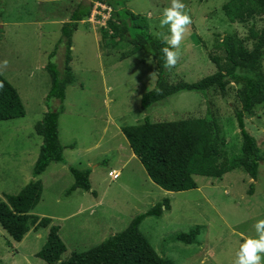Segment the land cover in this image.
Returning a JSON list of instances; mask_svg holds the SVG:
<instances>
[{
    "label": "rangeland",
    "instance_id": "1",
    "mask_svg": "<svg viewBox=\"0 0 264 264\" xmlns=\"http://www.w3.org/2000/svg\"><path fill=\"white\" fill-rule=\"evenodd\" d=\"M6 1L0 17V75L16 90L24 116L0 122V162L5 163L0 165V192L17 194L29 182L25 179L31 177L29 161L34 157V162L41 142L33 127L47 108L44 98L50 85L43 66L46 54L56 45L60 25L80 0ZM227 1L182 0L192 24L180 45L181 58L168 73L170 83H192L212 74L215 69L207 53L222 57L216 48L218 35L234 33L244 38L248 28H260L258 17L242 25L229 24L221 10ZM169 6L170 0H130L126 4L130 12L146 18L149 35L161 40L168 28H160V18ZM102 16L101 10L94 23L80 21L71 36L73 82L65 87L63 112L57 119L65 163L51 162L38 176L42 190L34 214L52 218V224L58 226L65 247L60 259L67 260L72 252H85L122 231L135 215L161 202L169 210L144 218L138 227L159 256L173 264H233L240 244L245 238H257L254 225L264 220V160L254 181L236 170L220 178L194 177L197 188L193 190L165 192L146 178L137 158L130 157L119 128L138 124L145 115L151 122H164L210 113L220 122L225 140L222 154L230 156L239 146L233 117V109L239 106L237 87L229 84L224 96L215 89L204 94L181 92L142 112L139 98L154 86V62L142 52L121 60L129 46H105L101 34L108 26L96 23ZM61 48L52 62L62 58ZM261 67L264 72V60ZM253 114L244 118V127L264 158V104L256 106ZM70 144L72 148H66ZM67 165L90 170V191L97 199L82 190L65 196L73 181ZM110 170L118 172V179L107 177ZM250 183L253 187L247 195ZM96 202H100L98 207ZM196 227L200 228L196 243L169 239L159 248L162 240ZM46 232L42 229L38 236L31 233L18 245L0 228V262L14 259L15 264H23L28 258L30 264H45L33 254L43 245Z\"/></svg>",
    "mask_w": 264,
    "mask_h": 264
},
{
    "label": "trees",
    "instance_id": "2",
    "mask_svg": "<svg viewBox=\"0 0 264 264\" xmlns=\"http://www.w3.org/2000/svg\"><path fill=\"white\" fill-rule=\"evenodd\" d=\"M93 1L110 10L106 21L108 27L101 34L103 44L109 49L129 46L121 60L142 52L154 62V86L139 98V109L142 112H148L153 105L181 92L204 94L207 90L215 89L224 96L229 84L237 87L239 106L233 109V117L239 135V146L237 152L230 156L222 154L225 140L220 122L210 113L199 118L164 122H151L145 115L140 123L119 128L148 179L161 190L170 193L196 189L194 177L220 178L236 170L244 172L254 181L258 165L264 158L255 138L246 131L244 118L254 116V108L264 104V72L261 67L264 60V0H228L222 5V14L229 24L242 25L258 17L261 26L259 29L248 28L244 38L234 33L218 35L220 42L216 48L222 57L207 53L214 72L192 83L183 80L175 83L168 81L170 70L165 69L161 52L167 45L163 40L149 35L145 17L128 10L126 4L130 0H80L70 12L68 20L60 25L56 45L48 53L44 65L50 86L44 98L46 111L33 127L41 143L30 169L32 178L38 177L51 162L65 163V147L58 139L57 119L63 112L65 87L73 82L69 67L71 36L77 30L79 22L87 20ZM6 5V0H0V17L4 14ZM247 42H250V48H246ZM60 46L62 58L57 63L52 62L51 59ZM0 84L3 85L0 88V122L23 117V105L16 90L1 75ZM67 148H72V145ZM67 170L73 181L66 189L65 196H69L75 189L95 196L90 191L89 169L78 170L67 165ZM252 187L250 183L247 195L251 194ZM41 190L40 181L34 179L17 194H3L2 199L0 198V228L16 243L22 240L31 227L34 231L48 228L43 245L33 255L45 264H173L171 260L159 256L138 229L144 218L158 217L163 211L169 210L161 202L135 215L125 229L107 237L97 246L81 253L72 252L67 260H61L65 247L58 236V228L49 225V218L31 213L39 201ZM199 230L196 227L186 233L168 237L160 242L159 248L164 247L169 239L194 244Z\"/></svg>",
    "mask_w": 264,
    "mask_h": 264
},
{
    "label": "clouds",
    "instance_id": "3",
    "mask_svg": "<svg viewBox=\"0 0 264 264\" xmlns=\"http://www.w3.org/2000/svg\"><path fill=\"white\" fill-rule=\"evenodd\" d=\"M191 24L192 19L182 0H170V6L163 9L160 18V28H168L167 35L161 34L163 42L167 45L161 49L165 69L171 70L179 62L181 58L180 45ZM7 64L8 61H3V66L6 67ZM154 75L155 73L152 74V76ZM2 87L3 85L0 84V88ZM254 227L257 238L244 239L235 254L233 264H264V220L257 221Z\"/></svg>",
    "mask_w": 264,
    "mask_h": 264
},
{
    "label": "crops",
    "instance_id": "4",
    "mask_svg": "<svg viewBox=\"0 0 264 264\" xmlns=\"http://www.w3.org/2000/svg\"><path fill=\"white\" fill-rule=\"evenodd\" d=\"M51 5H53V4H50V6ZM70 15V14H69ZM60 28V27H59ZM47 55L48 54H46V57H47ZM46 63V62H45ZM45 65V64H44ZM43 65V66H44ZM48 76V75H47ZM49 78V77H48ZM49 89V88H48ZM48 91V90H47ZM41 143V142H40ZM40 143L38 144V148H39V146H40ZM65 147V146H64ZM38 148H37V153H36V155L38 154ZM66 148H67V146H66ZM65 149V148H64ZM37 157V156H36ZM130 157L131 158H134V155L131 153L130 154ZM34 157H32V159H33ZM31 159V160H32ZM36 159V158H35ZM31 160L28 162L29 163V167L31 168L32 167V164L34 163V162H31ZM35 161V160H34ZM2 163V164H1ZM53 163H57V162H53ZM50 164V163H49ZM48 164V165H49ZM0 165H5V163H4V161H2V162H0ZM63 165V164H62ZM47 168V167H46ZM45 168V169H46ZM118 177H119V175H118ZM146 178H148L147 176H146ZM25 179H28L29 180V182L31 181V180H34V179H38V177H36V178H32V176L30 177V179L29 178H27V176L25 177ZM118 179V178H117ZM111 180V179H110ZM111 181H114V180H111ZM28 183V182H27ZM24 184H25V182H24ZM149 184H151V183H149ZM3 188V187H2ZM77 191H79V189H75L73 192H71L72 194H76V192ZM3 194H8L7 192H0V198H1V196L3 195ZM9 195H14V194H9ZM94 197V199H97V196H96V194H95V196H93ZM99 204H100V202H96L95 203V205L98 207L99 206ZM34 210V209H33ZM32 214H34V211H32L31 212ZM34 215H36V214H34ZM36 216H38V217H41V215H36ZM50 219V226L51 225H53V226H55V224H52V218H49ZM57 228H58V226H56ZM42 229H46V231H47V229L48 228H39V229H37V230H30L29 229V231L23 236V238H22V240H25L29 235H31V233H34L35 234V236H38L39 235V231H41ZM2 230V229H1ZM46 234H47V232H46ZM113 235V234H112ZM111 236V235H110ZM22 240L20 241V242H17L18 243V245H20L21 244V242H22ZM45 241V240H44ZM13 242V241H12ZM16 243V242H15ZM37 252V251H36ZM36 252H34V253H36ZM34 255V254H33ZM61 260H65V259H61ZM60 260V261H61ZM15 261L16 260H14V259H12L11 260V262H9V263H6V264H15ZM30 262V260L28 259V258H26V261L23 263V264H30L29 263ZM17 264H21V263H17Z\"/></svg>",
    "mask_w": 264,
    "mask_h": 264
},
{
    "label": "built area",
    "instance_id": "5",
    "mask_svg": "<svg viewBox=\"0 0 264 264\" xmlns=\"http://www.w3.org/2000/svg\"><path fill=\"white\" fill-rule=\"evenodd\" d=\"M101 10H102V13L104 16H102L101 19H99L96 23L100 24L101 26H104L105 22L109 18V11L110 10L108 7H106L105 5H102L98 2L92 3V8H91L90 14H89L86 21L89 23H91V22L94 23L97 16L100 15ZM105 14H107V16H105ZM118 175H119L118 172L113 171V170L107 172V177H109L111 180H116L118 178Z\"/></svg>",
    "mask_w": 264,
    "mask_h": 264
}]
</instances>
